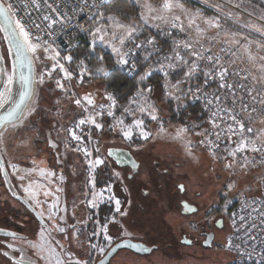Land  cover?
<instances>
[{
    "label": "snow or ice",
    "instance_id": "6c2138e0",
    "mask_svg": "<svg viewBox=\"0 0 264 264\" xmlns=\"http://www.w3.org/2000/svg\"><path fill=\"white\" fill-rule=\"evenodd\" d=\"M20 9L24 16L17 18L14 5L0 0V31L10 45L0 53V175L7 185L0 199L29 205L39 223L31 240L0 228L9 238L0 239L5 264H36L28 250L44 264H105L121 247L111 230L131 237L137 227L125 207L132 201L122 202L114 185L129 193L139 179L141 199L163 201L165 190L152 187L153 175L166 178L170 169L159 161L145 169L144 161L131 158L160 139L177 143L193 166L207 155L209 179L215 176L224 201L215 209L221 218L212 220L221 229L224 216L231 222L223 249L233 254V264H264V0H20ZM80 34L85 45L78 42ZM45 87L51 103L41 95ZM197 105L198 120L172 125L165 119V108L182 114ZM109 134L127 147L126 159L123 148H104ZM41 140L57 164L77 156L72 175L77 167L88 173L90 199L81 201L89 210L86 218L77 219L73 210L75 222L69 223L58 195L62 187L52 192L33 179L39 172L51 183L57 173L37 167L34 158L32 168L10 161L4 166L11 150L23 149L31 158ZM113 156L130 167H110ZM101 176L105 186L97 191ZM57 178L65 180L63 170ZM176 190L185 194L186 213L200 215V205L187 199L189 191L204 195L199 182L178 183ZM237 194L240 212H229ZM101 204L112 206L103 219L94 211ZM197 223L189 220L188 228L196 231Z\"/></svg>",
    "mask_w": 264,
    "mask_h": 264
},
{
    "label": "flooded vegetation",
    "instance_id": "af4514ba",
    "mask_svg": "<svg viewBox=\"0 0 264 264\" xmlns=\"http://www.w3.org/2000/svg\"><path fill=\"white\" fill-rule=\"evenodd\" d=\"M159 141L165 146L172 144L170 143L172 141ZM151 143L146 146L142 154L132 155L131 158L137 160L138 163L144 161L145 163L142 165V167L145 169H147L149 163H155L156 161H159L161 164H164L163 162L167 163V165H164L170 169V174H168L166 178H161L158 173L154 174L152 184V187L156 189L157 192H161V189L165 190L161 193L163 195V201L161 202L156 196H154L152 201H145L141 199V193L143 189L140 187V185L143 183L142 180L138 179L135 182V190L130 189L129 193L123 192L121 190V186L118 183L115 184L113 190L118 198H120L122 202L128 200L132 201L131 206L125 204V207L128 208V211L131 214L130 222L134 225H137V227L130 229V231L134 230L131 237L118 236L116 230L113 229L111 234L114 237L115 243L122 239H131L135 242L143 243L146 246L153 248V251L150 252L149 255L153 252H156V254L160 256L163 261L173 259L174 257L178 260L184 261L195 260L196 255L198 257L200 256L199 259L209 258V253L213 250L215 245H217L219 239H221L224 235L225 226L223 229H221L212 220L213 216H215L217 219L221 218L220 214L215 211V209L220 207L222 204V200H220L221 198H219L218 195L215 204L213 203L214 207L212 208L211 205L207 209L206 203L211 196L210 184L212 181L207 176L204 165L199 164L198 166H193L191 163L185 161L183 155L179 151H155L152 148ZM106 145L107 146L105 148H123L124 151L128 153L127 147L119 142H112ZM111 161L112 167L116 168L117 170L128 169L130 167L127 162H125L124 165H119L115 163L116 160L113 158H111ZM4 164L5 167H7L5 161ZM60 165L64 170L63 175L65 176V180L62 183L58 180L57 177L61 172L60 170L57 172V177H54V183L52 181L51 183L44 181L43 185L45 190L52 192H55L56 187H62L63 191L58 193V195L60 196L61 204L66 205L69 210V223H74L75 220H73L71 217L73 210L69 205L72 200H78V194L74 193L72 190L74 184L72 181V176L66 172L63 164ZM160 171H162V169ZM38 177H40V175H38ZM101 177L102 179H99V181L102 184L99 187H102L105 184L104 176ZM36 179L39 178L36 177ZM41 181L37 180L38 183H41ZM190 181L193 183L199 182L204 190V195L202 197L193 196L192 191H189L187 194V199L195 200V202L200 205V215L198 216H193L191 213H186V211L182 208L181 200L185 194L176 190V184H189ZM13 184L18 185V180L13 178ZM79 184L80 183L75 184V188L77 190L82 189L81 185ZM199 190L200 189L197 188V191ZM17 191L22 190L17 188ZM5 192L6 187L5 184H3V178L0 175V195L5 194ZM72 196L75 197L72 198ZM41 198L43 199L42 196ZM76 206V218L78 219L81 217L80 210L82 211V209L80 207V203H77ZM161 207L164 209L163 215L160 214ZM106 210H110V207L109 209H105V207L102 206L99 207L97 210V217H103L107 212ZM223 219L225 221L224 217ZM189 220H192L194 223L198 222L196 231H192L188 228ZM38 223L39 220L37 219L35 212H33L31 208H27L23 202L16 201L11 197L7 202H4L2 199H0V228L19 232L22 236L31 240L34 239V232L38 231ZM56 238L61 239V236L57 234ZM0 239L7 240L9 238L3 237V234L0 233ZM185 239L192 240V244L183 243ZM206 240L210 241V244L205 243ZM152 241H155L156 243L153 244L151 243ZM73 250L80 251L78 249ZM120 253L122 254L120 257H123V259H126L129 254H132L136 257V260H141L143 257H147L148 255L133 253L127 249H119L115 255ZM27 255L36 261V264H44L34 255L33 250H28ZM178 255H180V257H178ZM114 256L109 260V262L114 258ZM0 264H5V259L3 257H0Z\"/></svg>",
    "mask_w": 264,
    "mask_h": 264
},
{
    "label": "rangeland",
    "instance_id": "374dc122",
    "mask_svg": "<svg viewBox=\"0 0 264 264\" xmlns=\"http://www.w3.org/2000/svg\"><path fill=\"white\" fill-rule=\"evenodd\" d=\"M254 2H258V0H254ZM197 6H199V5H197ZM209 14H211V13H209ZM86 39L87 38L83 34H80L78 42H80L81 40H86ZM0 44H1V51L3 53V52H5L6 49L4 47L1 34H0ZM35 70L38 71L39 69L35 68ZM154 76H155V74H154ZM100 83L101 82L99 80H97V81L94 82V85H98ZM85 87H88V86L86 85ZM90 90H94V88L90 89ZM100 90L103 91V88H101ZM159 94L160 93L157 90V95H159ZM41 95H42L44 100L48 101V103H51V93H50V91H49V89L47 87H45L42 90ZM46 106H47V104H45V107ZM196 110H197V115L200 116V109L198 107H196ZM164 116H165L166 121L169 122L172 125H178V124H180L182 122H185L188 119L198 120L196 118L194 119L191 116H186L185 118H183L181 120L170 121L169 117L171 115H170V112H169L168 108L164 109ZM169 141H171V140H169ZM112 142L121 143L120 140H119V137L115 136L114 134H109V135L105 136L103 138V141H102V143L104 145V148L107 146L106 144H110ZM170 143H172V144L165 146V145L161 144L160 141L158 140V141H152L151 144H152V148L155 151H158V152L159 151H163V150H169L171 152V151L175 150V151H179L182 154V150H181L180 146L177 143H175L173 141L170 142ZM39 148H43V147L39 146V143H37L35 145V147L33 148V149H35V150L37 149V150L34 152L35 153L34 155H33V152H32L31 158H29L24 153L23 149L14 150V151H20L19 154L21 155V157L16 158V159H18L20 161L19 164L23 165V166H21V168H25L24 166H28L30 164L33 165L32 164V159L34 158L36 160V162H37L36 166L39 167V168H42L44 171H54V172L57 173L58 169L59 170H63L62 167L59 168V166L55 165L54 163L52 165V163L50 161V159H51L50 155L49 154L47 155L46 153H44L43 150L39 151ZM16 154L17 153L10 151L9 152L10 159L13 156H16ZM77 159H78L77 156L73 154L72 157H71V162L67 163L69 165V169H70L71 174H72V165L77 162ZM24 160L26 161V163H24ZM163 163L165 165H167L166 162H163ZM200 164L204 165V167L206 169L207 176L209 177V171L208 170H209L210 167H212V164H211V160L207 157L206 154H202L201 155ZM110 167H112V164L110 165ZM63 172H64V170H63ZM38 175H40V174L37 172L36 175H35V178L37 177V178L41 179V177H38ZM73 176L76 177L75 180H81V182H82V185H81L82 190L78 193V200L76 199L73 203H70L69 206H70V208L72 210H75V209H73V205L74 204L76 205L77 203H80V207L82 209V211L80 210V215H81V217H85L86 218L89 210L84 205H81V201H85L86 202V199H90V197L86 198V196H85V193H87L89 191V188L86 187V181H87V178H88V173L84 169L77 167L76 175H73ZM101 179H102V177L100 178V180ZM210 180L212 181L211 184H210V195L211 196L209 197V200L206 203V208L207 209L211 205H212V208L214 207L213 205L215 204V202L217 200V197H218L217 189L219 187V182L216 180L215 176H212V178ZM43 181H45V180H43ZM104 186H105V184L102 187L98 186L96 188V190L99 191ZM219 198H221V197L219 196ZM220 200H222V204L221 205H223V203H224L223 199L221 198ZM101 206L105 207V209H109V207L110 208L112 207L111 205H108V204H101L100 207ZM97 210L98 209H96L94 211H96L97 216H98ZM106 211L107 212H106V214H104V216L109 214V210H106ZM103 217H100V219H103ZM90 230H91V224L88 227V231H90ZM111 231H113V229ZM131 232L133 233L134 230H131ZM226 233H227V225H225L224 235L222 236L221 239H219V241L217 242V245H215L213 250L209 253V256H210L209 258L199 259L200 256L198 257L196 255L195 260L184 261V260H178L177 258L174 257L173 259H168V260H164L163 261L162 258L156 254V252H153L150 255L148 254L147 257H143L141 260H136V257L133 256L132 254H129V256L126 259H123V257H120V255H122L120 253V254L115 255L114 258L109 262V264H229V262L231 261V257L232 256H231V254L227 253L222 247V241L225 238ZM178 257H180V255H178ZM145 258H147V259H145Z\"/></svg>",
    "mask_w": 264,
    "mask_h": 264
},
{
    "label": "crops",
    "instance_id": "0c3cea01",
    "mask_svg": "<svg viewBox=\"0 0 264 264\" xmlns=\"http://www.w3.org/2000/svg\"><path fill=\"white\" fill-rule=\"evenodd\" d=\"M38 120H39V118H38ZM44 127H45V129L47 128V125H44ZM160 140H162V139H160ZM163 141H169V140H167V139H163ZM39 143V146H42L43 148H39V151L40 150H43V152L44 153H46L47 155L49 154L50 155V157H51V159H50V161H51V163H52V165H53V163L55 164V165H57V166H59V168H61L62 166L60 165V164H57L56 163V156H55V153H53L48 147H47V145L43 142V140H41V141H39L38 142ZM37 150V149H36ZM35 149H33L32 150V152H33V155L35 154L34 152L36 151ZM12 152H15V153H17L16 154V156H13L11 159H10V156H9V153H8V155H6L5 156V159H4V161L6 162V164H7V166H8V162L10 161V162H12V163H16L19 167H21V166H23V165H21V164H19L20 163V161L18 160V159H16V158H19V157H21V155L19 154V152L20 151H14V150H11ZM25 153V152H24ZM54 158H55V161H54ZM24 163H26V161L24 160ZM26 165V164H25ZM63 166L65 167V170H66V172L68 173V174H70V176H72V181H73V187H72V190L74 191V193H76V194H78L79 192H80V190H82V189H79V190H77L75 187H76V183L78 184V183H80L79 185H82L81 184V180H75V178L76 177H74L72 174H71V172H70V169H69V165L66 163V164H63ZM25 168H32V167H34L33 165H28V166H24ZM9 171H11V169H9ZM60 170L58 169L57 170V172H59ZM39 173V172H38ZM33 179L35 180V181H37V180H40L41 181V179H36L35 178V176L33 177ZM54 177H51L50 178V180L54 183ZM16 180V179H15ZM19 182V181H18ZM43 183H44V181L42 180L41 181V183L40 184H42L43 185ZM43 187H44V185H43ZM75 196H72V198H74ZM74 201L72 200L71 201V203H73ZM43 262V261H42ZM44 263V262H43Z\"/></svg>",
    "mask_w": 264,
    "mask_h": 264
},
{
    "label": "water",
    "instance_id": "95a60500",
    "mask_svg": "<svg viewBox=\"0 0 264 264\" xmlns=\"http://www.w3.org/2000/svg\"><path fill=\"white\" fill-rule=\"evenodd\" d=\"M3 23H4L3 18L0 17V24H3ZM0 34H1V37H2V40H3L4 47H5V49H7V48L10 46V45H9V42H8L7 40L4 39V37H5V35H6L7 33L0 31ZM13 51H15V49H13ZM0 53H2V51H1V44H0ZM12 59H13V58H9V62H11ZM24 71L27 72V69H24ZM33 72H34V73L36 72L35 68L33 69ZM18 73H19V68H18ZM127 156H128V153L124 151V158L126 159ZM112 158H113L114 160L117 159L116 156H113ZM117 164H119V165H124L125 163H124V164L117 163ZM126 164H127V163H126ZM4 166H5V164H4ZM1 176H2V175H1ZM2 178H3V176H2ZM3 179H4V178H3ZM5 187L7 188V185H5ZM25 205H26L27 208L30 209L29 205H27V204H25ZM117 243H118V244H121V247L118 248L117 251H118L119 249H127V250L132 251L133 253H138V254H142V255H143V254H149V253H150V252H141V251H137L136 249L126 247L125 245H127V244H129V243H131V244H135V245H138V246H139V245H144V246H146V245L143 244V243L135 242V241H133V240H131V239H122V240L118 241ZM147 247H149V246H147ZM151 248H152V247H151ZM117 251H116V252H117ZM116 252H115V253H116ZM115 253H113L112 255L106 257V259H105V264H108L109 260L115 255Z\"/></svg>",
    "mask_w": 264,
    "mask_h": 264
},
{
    "label": "built area",
    "instance_id": "2783aa9c",
    "mask_svg": "<svg viewBox=\"0 0 264 264\" xmlns=\"http://www.w3.org/2000/svg\"><path fill=\"white\" fill-rule=\"evenodd\" d=\"M5 3H12L14 5V11H16L17 13V18L21 17V16H24V13L23 11L20 9V0H5ZM25 22H27V18L25 17ZM195 107H199V105L195 106ZM188 121H192L191 119H188L185 121L188 122ZM240 197L239 195L237 194L236 197L232 198V202L231 204L229 205V212H240V208H241V205H240ZM242 214V213H241ZM225 218V222H226V225H227V233H226V236L230 235L231 232H230V228H231V222L228 220L227 216H224ZM225 236V237H226ZM231 261L229 262V264H233V254H231Z\"/></svg>",
    "mask_w": 264,
    "mask_h": 264
},
{
    "label": "trees",
    "instance_id": "16d2710c",
    "mask_svg": "<svg viewBox=\"0 0 264 264\" xmlns=\"http://www.w3.org/2000/svg\"><path fill=\"white\" fill-rule=\"evenodd\" d=\"M161 39H163V38H161ZM81 45H85V40H81L80 42H79ZM109 67H111L110 65H109ZM100 81V80H99ZM101 82V81H100ZM103 83L105 84V85H107L108 83H109V81H107V80H105V81H103ZM117 83L118 84H120V83H123V80H118L117 81ZM152 83L153 84H156L157 83V77L156 76H154L153 77V79H152ZM111 90V89H110ZM159 91V90H158ZM169 110V112H170V117H169V120L170 121H177V120H181V119H183V118H185L186 116H191V117H193L194 119L196 118V119H198V115H197V110H196V107H190L188 110H187V112H184V113H182V114H177V113H175L173 110H170V109H168ZM198 116V117H197ZM101 182L100 181H98V186H101Z\"/></svg>",
    "mask_w": 264,
    "mask_h": 264
}]
</instances>
